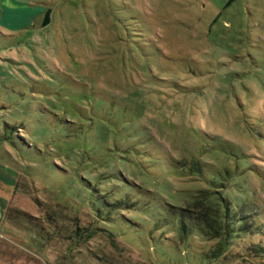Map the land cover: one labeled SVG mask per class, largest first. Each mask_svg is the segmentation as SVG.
Returning a JSON list of instances; mask_svg holds the SVG:
<instances>
[{"label": "rangeland", "instance_id": "obj_1", "mask_svg": "<svg viewBox=\"0 0 264 264\" xmlns=\"http://www.w3.org/2000/svg\"><path fill=\"white\" fill-rule=\"evenodd\" d=\"M226 262L264 264V0H0V264Z\"/></svg>", "mask_w": 264, "mask_h": 264}, {"label": "trees", "instance_id": "obj_2", "mask_svg": "<svg viewBox=\"0 0 264 264\" xmlns=\"http://www.w3.org/2000/svg\"><path fill=\"white\" fill-rule=\"evenodd\" d=\"M49 21V11L45 10L43 12L42 16V21L41 24L45 25ZM225 175L221 176L223 182L215 183V186L217 188H226L227 185L229 184L228 179H229V174L224 173ZM34 186L33 188H35ZM20 194L26 195L29 197L31 200H33L36 204L42 206V201H40L37 197V195L34 193H31L30 190L24 188V191ZM192 201L189 203L192 208L190 210H184L187 212V214H191L193 217L198 218L199 220H202L204 222L205 226L211 227V231L206 232L207 236H217L221 232H218V229L223 225L224 228L230 224V220L232 218L231 216V210H232V199L231 198H236L237 196L233 192V190H227L224 193L218 191V190H212L211 188H203V189H198L196 190L192 195ZM189 215V216H191ZM61 219L65 218V215H59ZM49 220L51 218L49 217ZM54 220H51L53 222ZM56 222V221H55ZM31 224H34L38 230L42 229V222L35 220L34 223L33 221H30ZM79 224V225H78ZM79 219L76 218L75 220V225L77 226L76 229L71 228V230L64 229V232H60V234L54 235L56 241L53 243V240L51 238H48V241L51 243V245H56L57 243L58 246L56 249H61L63 246H67L66 244H70V234H73L75 236H78L77 240L75 241L76 245H81V244H90V241H92V237H94V232L88 231L89 229L86 225L88 222L84 223V226L82 224L80 225ZM60 227H62V224H59ZM68 227H71L70 225H67ZM226 230V229H225ZM73 231L72 233H70ZM69 239V240H68ZM89 242H88V241ZM87 241V242H86ZM93 243V242H91ZM94 245L97 246L98 250L100 249L99 245L101 246L98 241L94 242ZM57 251L56 254V259L61 257L60 254H58L60 251ZM102 251V250H101ZM103 253V251H102ZM105 254V253H104ZM106 255V254H105ZM228 258V256H225V259ZM107 259V257H106ZM224 259V258H223ZM61 264V263H60ZM227 264V262L225 263Z\"/></svg>", "mask_w": 264, "mask_h": 264}]
</instances>
